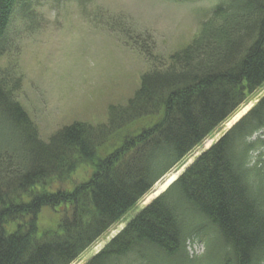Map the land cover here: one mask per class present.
Segmentation results:
<instances>
[{
	"label": "trees",
	"instance_id": "1",
	"mask_svg": "<svg viewBox=\"0 0 264 264\" xmlns=\"http://www.w3.org/2000/svg\"><path fill=\"white\" fill-rule=\"evenodd\" d=\"M30 6L0 0V61ZM207 14L166 55L128 38L149 65L138 88L106 120L47 137L18 100L23 77L0 65V264H71L197 148L83 264H264V172L249 165L263 143L249 138L264 129V0H216ZM81 165L89 178L64 190ZM46 206L58 222L40 229Z\"/></svg>",
	"mask_w": 264,
	"mask_h": 264
},
{
	"label": "rangeland",
	"instance_id": "2",
	"mask_svg": "<svg viewBox=\"0 0 264 264\" xmlns=\"http://www.w3.org/2000/svg\"><path fill=\"white\" fill-rule=\"evenodd\" d=\"M30 10H15L8 27L6 52L0 65L9 60L23 77L18 100L36 122L42 137L58 126L75 120H106L109 104L126 101L139 86L148 62L131 45L145 35L157 54L166 55L194 34L198 24L216 0H26ZM126 32V33H125ZM131 34V37L129 36ZM139 37L138 39L134 38ZM130 38V40H128ZM252 104V97L249 99ZM223 123L222 128L226 126ZM255 144L250 166L264 172V129L249 138ZM197 148L151 191L116 222L92 247L72 264H82L119 230L135 213L146 206L167 178H174L199 154ZM258 161V162H257ZM262 163V167L261 164ZM81 165L62 184L71 190L74 183L89 178ZM85 167V166H84ZM59 181L47 185L55 190ZM38 215L40 229L54 227L58 214L43 207ZM189 253L200 254L202 244L193 241Z\"/></svg>",
	"mask_w": 264,
	"mask_h": 264
},
{
	"label": "bare ground",
	"instance_id": "3",
	"mask_svg": "<svg viewBox=\"0 0 264 264\" xmlns=\"http://www.w3.org/2000/svg\"><path fill=\"white\" fill-rule=\"evenodd\" d=\"M158 184H159V183H158ZM157 186H158V185H157ZM143 199H144V198H143ZM124 224H125V223H124ZM83 254H85V253L83 252ZM83 254H81L80 256H78L76 260H79ZM90 257H91V256H90ZM90 257H89V258H90ZM89 258H86V260L89 259ZM86 260H85V261H86ZM85 261H83V263H84ZM74 263H75V262H74ZM83 263H82V264H83Z\"/></svg>",
	"mask_w": 264,
	"mask_h": 264
}]
</instances>
